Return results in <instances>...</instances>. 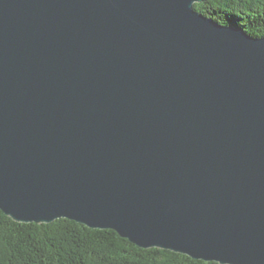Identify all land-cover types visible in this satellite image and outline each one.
I'll use <instances>...</instances> for the list:
<instances>
[{"label":"water","instance_id":"water-1","mask_svg":"<svg viewBox=\"0 0 264 264\" xmlns=\"http://www.w3.org/2000/svg\"><path fill=\"white\" fill-rule=\"evenodd\" d=\"M203 0H0V209L264 264V36Z\"/></svg>","mask_w":264,"mask_h":264},{"label":"trees","instance_id":"trees-1","mask_svg":"<svg viewBox=\"0 0 264 264\" xmlns=\"http://www.w3.org/2000/svg\"><path fill=\"white\" fill-rule=\"evenodd\" d=\"M195 8L222 24L264 36V0H203ZM0 264H221L158 247H139L113 229L75 220L19 222L0 209Z\"/></svg>","mask_w":264,"mask_h":264}]
</instances>
